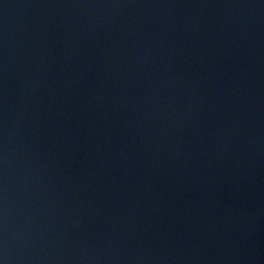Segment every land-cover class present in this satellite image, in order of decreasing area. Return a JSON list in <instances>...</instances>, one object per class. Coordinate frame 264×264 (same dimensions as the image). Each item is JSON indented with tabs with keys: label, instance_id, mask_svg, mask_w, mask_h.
<instances>
[{
	"label": "water",
	"instance_id": "95a60500",
	"mask_svg": "<svg viewBox=\"0 0 264 264\" xmlns=\"http://www.w3.org/2000/svg\"><path fill=\"white\" fill-rule=\"evenodd\" d=\"M140 0H0V264H110Z\"/></svg>",
	"mask_w": 264,
	"mask_h": 264
}]
</instances>
